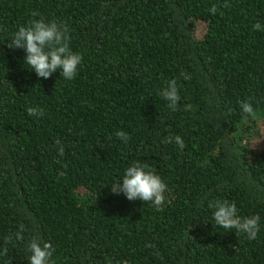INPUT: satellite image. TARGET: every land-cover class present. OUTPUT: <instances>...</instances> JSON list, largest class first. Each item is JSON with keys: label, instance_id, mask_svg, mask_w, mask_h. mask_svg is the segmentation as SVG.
Listing matches in <instances>:
<instances>
[{"label": "trees", "instance_id": "16d2710c", "mask_svg": "<svg viewBox=\"0 0 264 264\" xmlns=\"http://www.w3.org/2000/svg\"><path fill=\"white\" fill-rule=\"evenodd\" d=\"M40 19L67 25L73 80L38 78L8 48ZM173 79L175 111L161 95ZM261 128L264 0H0V264H28L33 237L54 264H264ZM133 163L167 185L162 206L112 193ZM217 200L259 215L257 238L216 225Z\"/></svg>", "mask_w": 264, "mask_h": 264}, {"label": "clouds", "instance_id": "9594fccd", "mask_svg": "<svg viewBox=\"0 0 264 264\" xmlns=\"http://www.w3.org/2000/svg\"><path fill=\"white\" fill-rule=\"evenodd\" d=\"M215 13L213 7L210 10ZM261 24L253 25V30L261 29ZM69 29L66 24L57 23L55 21L45 22L43 19L34 20L28 26H20L15 32L12 43L7 45L10 49H23L26 52L25 63L34 70L38 78L49 79L57 71L66 80H73L78 72L83 57L77 52H73L70 48ZM161 95L165 100L169 101L168 107L173 111L176 110L180 96L178 94V85L175 79L168 82L167 86L162 90ZM242 111L246 114H253L254 108L250 101H242L240 104ZM191 106H187L186 110H190ZM29 116L42 117L43 109L37 107H29L27 109ZM119 140L127 143L130 136L123 130L116 133ZM183 149L184 141L180 136L174 138L166 137L164 142L172 141ZM59 144V141H57ZM58 154L64 155L63 145H59ZM63 175V173H60ZM111 191L113 194H123L127 200H140L152 202L155 206H162L166 201L165 193L168 191L167 185L159 175H156L152 169L146 164L133 163L127 167L122 182H114ZM214 208L213 218L216 225L225 230L236 229L237 232L246 234L247 239L255 240L260 231V216L253 215L247 218H241L237 214L235 202L227 200H217L208 205ZM24 226H20V231L15 234L17 241H23L22 235ZM11 237L5 238V245L11 241ZM31 253L28 264H54L52 255L54 249L48 242H41L37 237H33L28 245ZM7 247L4 248L3 255H7ZM11 264V261L6 262ZM123 264H127L124 261Z\"/></svg>", "mask_w": 264, "mask_h": 264}, {"label": "rangeland", "instance_id": "374dc122", "mask_svg": "<svg viewBox=\"0 0 264 264\" xmlns=\"http://www.w3.org/2000/svg\"><path fill=\"white\" fill-rule=\"evenodd\" d=\"M206 23L203 21H197V33L199 35L203 34L205 32ZM264 145V134H263V128H261V137L257 140H254L251 142V146H262Z\"/></svg>", "mask_w": 264, "mask_h": 264}]
</instances>
